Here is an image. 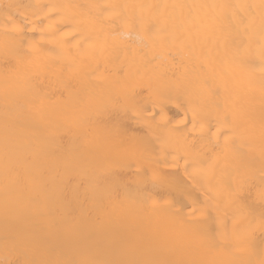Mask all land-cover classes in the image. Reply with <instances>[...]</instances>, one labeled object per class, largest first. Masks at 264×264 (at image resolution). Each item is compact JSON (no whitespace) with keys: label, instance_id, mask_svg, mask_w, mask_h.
I'll use <instances>...</instances> for the list:
<instances>
[{"label":"bare ground","instance_id":"6f19581e","mask_svg":"<svg viewBox=\"0 0 264 264\" xmlns=\"http://www.w3.org/2000/svg\"><path fill=\"white\" fill-rule=\"evenodd\" d=\"M264 0H0V264H261Z\"/></svg>","mask_w":264,"mask_h":264},{"label":"snow or ice","instance_id":"6c2138e0","mask_svg":"<svg viewBox=\"0 0 264 264\" xmlns=\"http://www.w3.org/2000/svg\"><path fill=\"white\" fill-rule=\"evenodd\" d=\"M261 264H264V261H262Z\"/></svg>","mask_w":264,"mask_h":264}]
</instances>
